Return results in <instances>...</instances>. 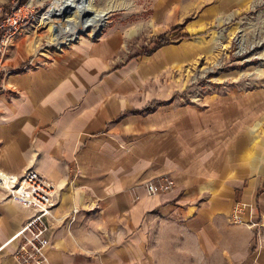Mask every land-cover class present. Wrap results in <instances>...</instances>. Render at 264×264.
Listing matches in <instances>:
<instances>
[{"label":"crops","instance_id":"0c3cea01","mask_svg":"<svg viewBox=\"0 0 264 264\" xmlns=\"http://www.w3.org/2000/svg\"><path fill=\"white\" fill-rule=\"evenodd\" d=\"M144 12L62 49L37 52L27 28L0 65V169L56 184L44 264H264V63L193 83L214 38L264 22V0ZM159 35L169 41L132 53ZM32 213L0 189V264H18L8 240Z\"/></svg>","mask_w":264,"mask_h":264},{"label":"built area","instance_id":"2783aa9c","mask_svg":"<svg viewBox=\"0 0 264 264\" xmlns=\"http://www.w3.org/2000/svg\"><path fill=\"white\" fill-rule=\"evenodd\" d=\"M41 14L32 0H11L8 5L0 6V65L14 37L30 27ZM73 40L54 43L53 48L62 49ZM157 180L161 191H168L175 184L174 180L166 175ZM0 189L4 191L6 198L33 210L32 215L8 240H20L14 252L18 264H44L43 249L50 242L47 232L53 219L56 184L35 170H28L18 176L0 169ZM76 211L73 209L72 213ZM242 211V206L235 203L231 212L232 221L241 222Z\"/></svg>","mask_w":264,"mask_h":264},{"label":"rangeland","instance_id":"374dc122","mask_svg":"<svg viewBox=\"0 0 264 264\" xmlns=\"http://www.w3.org/2000/svg\"><path fill=\"white\" fill-rule=\"evenodd\" d=\"M32 1L37 4L41 13L47 10L52 2V0ZM149 3L150 0H93L92 5L95 11H106L105 22L101 26L98 35L108 22L120 26L129 23L133 28L134 23L144 17V9ZM262 25H264V22H261L257 16L249 17L243 22V31L236 34L228 44L212 38L218 43L215 48L209 50L206 56L201 57L200 61L196 62L193 83L205 81L211 76L222 78L236 74L259 72L255 71L256 67H262V63H264V30H262L264 26ZM28 30L31 43L37 52L53 48L54 40L50 38L51 31L48 30V25L40 21V16L28 27ZM78 36L96 37L90 28L79 32ZM156 38L150 43L146 40L141 41L137 49H132V53L134 55L144 53V50L154 46ZM260 38L262 39L258 40Z\"/></svg>","mask_w":264,"mask_h":264},{"label":"bare ground","instance_id":"6f19581e","mask_svg":"<svg viewBox=\"0 0 264 264\" xmlns=\"http://www.w3.org/2000/svg\"><path fill=\"white\" fill-rule=\"evenodd\" d=\"M92 1L52 0L50 7L41 14L40 21L48 25L53 43L75 39L79 32L88 28L94 35L98 34L105 22L106 11H95Z\"/></svg>","mask_w":264,"mask_h":264},{"label":"trees","instance_id":"16d2710c","mask_svg":"<svg viewBox=\"0 0 264 264\" xmlns=\"http://www.w3.org/2000/svg\"><path fill=\"white\" fill-rule=\"evenodd\" d=\"M168 40H169V39H168L167 37H165L164 35H159V36H157L156 41H155V43H154V46H153L152 48H149V49L144 50V53H145V54L150 53L151 51H153V50H154L155 48H157L158 46H160V45H162V44L168 42Z\"/></svg>","mask_w":264,"mask_h":264},{"label":"water","instance_id":"95a60500","mask_svg":"<svg viewBox=\"0 0 264 264\" xmlns=\"http://www.w3.org/2000/svg\"><path fill=\"white\" fill-rule=\"evenodd\" d=\"M96 36H98V34Z\"/></svg>","mask_w":264,"mask_h":264}]
</instances>
